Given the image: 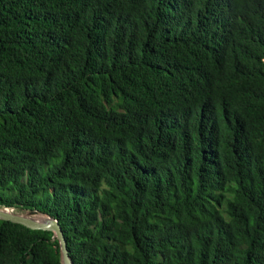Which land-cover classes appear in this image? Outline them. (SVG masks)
<instances>
[{
	"label": "trees",
	"instance_id": "16d2710c",
	"mask_svg": "<svg viewBox=\"0 0 264 264\" xmlns=\"http://www.w3.org/2000/svg\"><path fill=\"white\" fill-rule=\"evenodd\" d=\"M0 207L72 264H264V0H0Z\"/></svg>",
	"mask_w": 264,
	"mask_h": 264
},
{
	"label": "water",
	"instance_id": "95a60500",
	"mask_svg": "<svg viewBox=\"0 0 264 264\" xmlns=\"http://www.w3.org/2000/svg\"><path fill=\"white\" fill-rule=\"evenodd\" d=\"M10 210L15 211L10 208L0 207V219L4 221H9L14 224L23 225L32 230H42V231L52 232L54 234L53 238L58 240L60 244L61 264H72L67 241L58 220L48 215H44L46 216L47 219H45L43 223H37L29 219L41 214L37 210L27 211V213H20L16 211L15 213H13V212H9Z\"/></svg>",
	"mask_w": 264,
	"mask_h": 264
},
{
	"label": "bare ground",
	"instance_id": "6f19581e",
	"mask_svg": "<svg viewBox=\"0 0 264 264\" xmlns=\"http://www.w3.org/2000/svg\"><path fill=\"white\" fill-rule=\"evenodd\" d=\"M9 212L15 213V211H11V210ZM24 217H26V216H24ZM27 218H29V217H27ZM29 219H31L32 221L37 222V223H43L45 221V219H47V218H46V216L40 214V215H38L36 217H32V218H29Z\"/></svg>",
	"mask_w": 264,
	"mask_h": 264
},
{
	"label": "rangeland",
	"instance_id": "374dc122",
	"mask_svg": "<svg viewBox=\"0 0 264 264\" xmlns=\"http://www.w3.org/2000/svg\"><path fill=\"white\" fill-rule=\"evenodd\" d=\"M22 213H27V212H22Z\"/></svg>",
	"mask_w": 264,
	"mask_h": 264
}]
</instances>
